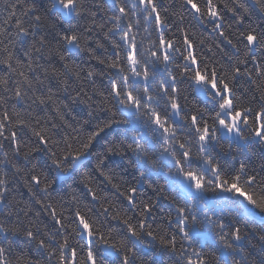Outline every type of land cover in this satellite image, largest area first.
Here are the masks:
<instances>
[{
  "label": "snow or ice",
  "instance_id": "1",
  "mask_svg": "<svg viewBox=\"0 0 264 264\" xmlns=\"http://www.w3.org/2000/svg\"><path fill=\"white\" fill-rule=\"evenodd\" d=\"M180 4L0 0V264H264V26L245 25L264 0ZM105 24L102 59L89 42ZM82 53L106 66L104 90L69 83H95L69 62ZM52 57L62 72L39 62ZM26 101L51 115L17 111ZM21 182L32 206L13 203Z\"/></svg>",
  "mask_w": 264,
  "mask_h": 264
},
{
  "label": "trees",
  "instance_id": "2",
  "mask_svg": "<svg viewBox=\"0 0 264 264\" xmlns=\"http://www.w3.org/2000/svg\"><path fill=\"white\" fill-rule=\"evenodd\" d=\"M163 4L165 7H169V11H181V4H180V0H162ZM40 3H43V0H40ZM170 6H174V7H170ZM185 16V20L184 23L181 25V27L187 29L188 31H196L199 38L200 39H204L206 45H211L212 41L215 39V34L211 33L209 31L210 29V25L207 27H201L192 17L190 14H188L187 12L183 13ZM4 16H6V12L4 11L3 8H0V19H2ZM230 13L226 14V20L228 22H231L230 20ZM170 20H175V17H169ZM99 23H104V20L101 18H97ZM90 21H83L82 23H89ZM248 23H251L253 26H264V19H261L259 16H257L256 14L253 15L251 21H247L245 22V25H247ZM110 24H105V28L104 30H98L95 33L92 34V39L89 42V46L95 48L96 46V41H99L101 44L104 45V48H100V49H96V55L100 56L102 59L106 58V57H110L111 55V48L109 46L108 41L104 38L103 35V31H106L108 27H110ZM44 31V30H42ZM151 31V29H150ZM173 32L175 33V38L177 40H179L180 37V33L176 30L175 26H173ZM141 38L144 39L145 44H148L149 41V37L148 34L144 33L143 30H141L139 32V35L137 36V40L139 41ZM156 39V33L152 32L151 35V40H155ZM52 44L55 45V41H52ZM198 51H204L205 54H208L206 52V49L201 47L198 49ZM65 55L67 56L68 54L65 53ZM42 64H45L46 67L49 66V64H51V66L55 67L56 69H59L61 72L63 71L62 69V63L58 61V59L56 57H52L50 59L46 58L45 60H41L39 61ZM69 62H75L76 64H80L85 70L91 68L94 69L96 72V75L93 77L94 80V84L92 82H88V81H82V82H74V81H69V83L72 85V88H76L78 86H83L85 88V90H87L90 94H92V88L95 87L99 90H104L107 87V79L106 76L104 75V72L106 71V66L105 65H100L97 63V61L95 60H90L88 55L86 53H82L79 55H74L70 57V61ZM249 67H251V65H249ZM0 75H7L6 72H4L3 70H0ZM83 76V73L81 74ZM41 79H44L43 75H41ZM58 83V81L56 79H49L47 81H45L46 85H51L53 87V90L55 91V86ZM243 84V82H241ZM244 87H247L246 84L243 85ZM41 87V86H38ZM44 91H46V88H43ZM39 94V93H38ZM57 99L62 100L64 99V94L63 93H58L57 94ZM99 98L97 95H93V100L94 101H98ZM67 103V101H65ZM11 103H15V101H11ZM29 103L30 102H24L22 104H17L16 105V110L23 113V114H27L28 111H33L34 114H38L42 117H46L48 115H51V109H47L44 112H41L35 105H32L31 107H29ZM95 107V105H94ZM72 111L70 113V115L67 117L71 120V117H76L77 120L83 118L84 116V112L86 111L85 106L83 105H71ZM0 159H2V157H0ZM42 157H38L36 161H33L34 163H40L42 162ZM14 163L18 164V166L20 167H25V162L23 161V159H18L16 161H14ZM30 167V165H29ZM5 172H9L11 173L12 169L9 167H5L4 168ZM127 179H131V177H126ZM154 177L153 178H149L148 182H153L154 181ZM71 183V182H69ZM77 194H81L80 189H77ZM149 195H151V193H148ZM54 196L56 195L55 193L53 194ZM59 195L64 196L65 200H70L72 193L70 192V190H65L59 193ZM13 196L15 197L13 203L15 206L17 207H24L26 205L28 206H32L29 204V194L27 192V189L25 187H23L22 182L19 183L16 188L13 191ZM67 206V205H66ZM162 210L163 211H167V205L164 204L162 205ZM43 223L45 224H49L50 226V221L48 218H46L44 215L41 216L40 218ZM159 219V217H158ZM22 241L23 238L20 237L18 240V243H21L22 245ZM17 251H19V248L16 249ZM25 251H27V249H25ZM174 260L175 258H167L165 257V264H174Z\"/></svg>",
  "mask_w": 264,
  "mask_h": 264
}]
</instances>
